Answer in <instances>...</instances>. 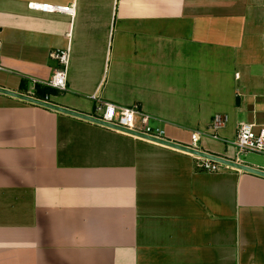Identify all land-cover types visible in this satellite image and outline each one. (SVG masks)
<instances>
[{
  "label": "crops",
  "instance_id": "0c3cea01",
  "mask_svg": "<svg viewBox=\"0 0 264 264\" xmlns=\"http://www.w3.org/2000/svg\"><path fill=\"white\" fill-rule=\"evenodd\" d=\"M68 48L61 92L51 54ZM0 87L91 117L98 91L170 142L203 131L200 151L264 172L233 145L239 125L264 127V0H0ZM199 163L0 94V264H264V177Z\"/></svg>",
  "mask_w": 264,
  "mask_h": 264
},
{
  "label": "built area",
  "instance_id": "2783aa9c",
  "mask_svg": "<svg viewBox=\"0 0 264 264\" xmlns=\"http://www.w3.org/2000/svg\"><path fill=\"white\" fill-rule=\"evenodd\" d=\"M29 7L33 11H39L47 14H65L69 15L70 17L75 15V5L59 6L52 4L31 3ZM51 58L57 61L62 66V69L58 70L54 74L47 85L61 92L66 91L68 83V66L70 62L69 48L52 53ZM236 77L239 78V75H236ZM90 99L97 104L96 116L93 118L118 129L135 133L137 135H142L147 139H142L136 136L134 137L146 140L156 145L163 146L158 142L168 141L165 130L160 127L153 126L151 124L152 118L149 115L143 113L139 106L134 105L131 107H123L104 101L98 96V91L91 95ZM226 122V116L216 115L210 128L211 134L215 136L213 133L222 129ZM202 136H204L203 131H194L192 133L193 145L190 148L199 150L196 144L200 141ZM233 145L241 154H248V152L264 154V127L258 129L256 125H239L237 136L233 142ZM198 166L208 173H218L220 166L222 165L200 158V163Z\"/></svg>",
  "mask_w": 264,
  "mask_h": 264
},
{
  "label": "water",
  "instance_id": "95a60500",
  "mask_svg": "<svg viewBox=\"0 0 264 264\" xmlns=\"http://www.w3.org/2000/svg\"><path fill=\"white\" fill-rule=\"evenodd\" d=\"M0 94H4V95L10 96V97H14L16 99H20L22 101H25V102H28V103H32V104H35V105H38V106H41V107H44V108H48L50 110H54V111H57V112H60V113H64V114H67V115H70V116H73V117H77V118H80V119H83V120H86V121H89V122H92V123H95V124H98V125L110 128V129H114V130L129 134V135H132V136L140 137L142 139H147L146 137H144L142 135H137L135 133H130V132L118 129V128L114 127V126L107 125V124H105V123H103V122H101V121H99V120H97V119H95V118H93L91 116L80 114V113H77V112L62 108L60 106L54 105L52 103H49V102H46V101H43V100H39V99L30 97V96H27V95H24V94H21V93L13 92V91L6 90V89L0 87ZM158 143L163 145V146H166V147H169V148L181 151V152L189 153V154H191V155H193L195 157L201 158V159L210 160L212 162H215V163H218V164H221V165H224V166H228V167L240 170V171H244V172H247V173H251V174H255V175L264 177V172L263 171H260V170H257V169H254V168H251V167H248V166H245V165H242V164H239V163L227 160V159H223V158H220V157L212 156V155L206 154V153H204V152H202L200 150H195V149H192L190 147L179 145V144H176V143H173V142H170V141H163V142H158Z\"/></svg>",
  "mask_w": 264,
  "mask_h": 264
},
{
  "label": "rangeland",
  "instance_id": "374dc122",
  "mask_svg": "<svg viewBox=\"0 0 264 264\" xmlns=\"http://www.w3.org/2000/svg\"><path fill=\"white\" fill-rule=\"evenodd\" d=\"M245 157H248V159L254 158V157H262L263 158L264 157V154L248 152V154Z\"/></svg>",
  "mask_w": 264,
  "mask_h": 264
},
{
  "label": "trees",
  "instance_id": "16d2710c",
  "mask_svg": "<svg viewBox=\"0 0 264 264\" xmlns=\"http://www.w3.org/2000/svg\"><path fill=\"white\" fill-rule=\"evenodd\" d=\"M46 93H47V90H44V91H43V94L45 95Z\"/></svg>",
  "mask_w": 264,
  "mask_h": 264
}]
</instances>
